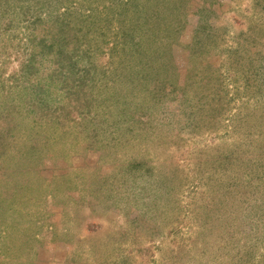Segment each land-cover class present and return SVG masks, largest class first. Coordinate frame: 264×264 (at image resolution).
I'll return each mask as SVG.
<instances>
[{"label":"rangeland","instance_id":"rangeland-1","mask_svg":"<svg viewBox=\"0 0 264 264\" xmlns=\"http://www.w3.org/2000/svg\"><path fill=\"white\" fill-rule=\"evenodd\" d=\"M0 264H264V0H0Z\"/></svg>","mask_w":264,"mask_h":264}]
</instances>
